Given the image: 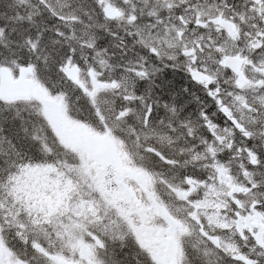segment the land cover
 Segmentation results:
<instances>
[{
  "label": "snow or ice",
  "instance_id": "obj_1",
  "mask_svg": "<svg viewBox=\"0 0 264 264\" xmlns=\"http://www.w3.org/2000/svg\"><path fill=\"white\" fill-rule=\"evenodd\" d=\"M0 264H264V0H0Z\"/></svg>",
  "mask_w": 264,
  "mask_h": 264
}]
</instances>
